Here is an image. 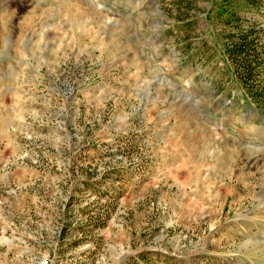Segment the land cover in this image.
<instances>
[{"label":"rangeland","instance_id":"374dc122","mask_svg":"<svg viewBox=\"0 0 264 264\" xmlns=\"http://www.w3.org/2000/svg\"><path fill=\"white\" fill-rule=\"evenodd\" d=\"M0 264H264V0H0Z\"/></svg>","mask_w":264,"mask_h":264},{"label":"trees","instance_id":"16d2710c","mask_svg":"<svg viewBox=\"0 0 264 264\" xmlns=\"http://www.w3.org/2000/svg\"><path fill=\"white\" fill-rule=\"evenodd\" d=\"M243 43H244V42H241V43L238 44V45H239V46H240L241 44L244 45ZM238 52L242 53L241 50H239Z\"/></svg>","mask_w":264,"mask_h":264},{"label":"bare ground","instance_id":"6f19581e","mask_svg":"<svg viewBox=\"0 0 264 264\" xmlns=\"http://www.w3.org/2000/svg\"><path fill=\"white\" fill-rule=\"evenodd\" d=\"M250 244V243H249Z\"/></svg>","mask_w":264,"mask_h":264}]
</instances>
